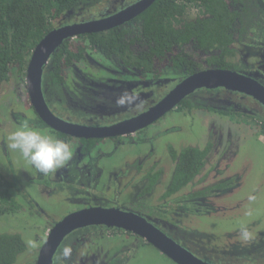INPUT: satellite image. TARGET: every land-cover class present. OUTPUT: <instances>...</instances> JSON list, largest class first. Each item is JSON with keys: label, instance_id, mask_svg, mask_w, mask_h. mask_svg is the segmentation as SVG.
Wrapping results in <instances>:
<instances>
[{"label": "flooded vegetation", "instance_id": "flooded-vegetation-1", "mask_svg": "<svg viewBox=\"0 0 264 264\" xmlns=\"http://www.w3.org/2000/svg\"><path fill=\"white\" fill-rule=\"evenodd\" d=\"M139 1L142 0H97L95 2L97 3L96 6H101L97 13L77 17V11L81 13L83 9L89 6L88 3H81V5L66 13L60 19L57 27L60 24L67 25L83 20L113 17L120 12L122 13L130 9ZM225 2L228 6L229 15L233 19L231 27L228 29V35L231 37V41L223 48L198 47L191 41L181 48V51L185 54L184 56H186L181 61V65L176 66L171 62L168 64L165 63V68H161L158 65L159 70L152 72L129 64L118 56L107 57L103 53L87 50L85 58L81 61H74L71 65L67 66L62 62L60 64V73L63 78L55 81L57 64L52 60L51 55L48 63L43 68L42 75V91L45 102L50 110L48 112L40 111L34 105L26 79L23 84L19 81L21 85L16 83L15 90L17 93L15 97L19 106L24 107L16 112L19 115H30L33 118L32 124L34 125L41 124L48 127L57 139L63 140L70 145L73 153L70 161L47 175H43L38 171H36L37 177L31 176L30 173L21 175V177L16 172L10 174V176L4 174L8 182L14 183V186L11 188V193L15 198L17 199L23 196L26 205L31 210L36 209L40 214L44 213L47 215L45 209L41 207L37 200L31 199V195L22 192L23 190L20 187L22 183H31L33 185L36 183L41 189L46 190L48 194L54 193L51 190L57 192L61 188L68 189L67 199L74 202L75 205L61 219H51L48 216V222L50 224L49 233L66 217L79 213L82 210L97 207L118 208L126 212L138 213L145 217L161 232L207 262L214 264H234L235 260H240L241 258L244 260L248 259V256L253 251L259 254L263 250L264 244L263 246L261 245V240L253 243V247H250V249L246 245L229 244L223 249H219L218 246L217 248L210 247L208 249L210 252H208L205 246L197 244L193 239H190L194 238L195 235L186 231L184 229L185 227H183V222L177 217L179 215L189 219L197 214L202 215L223 210L226 207V203L221 202V199L228 194L231 195L233 191L239 188V184L243 182L242 173L238 167L239 172H236L237 176L232 185L229 186L230 181H228L229 177L227 176L217 182L204 185L199 191L187 195L186 200H182L183 203H180V200L175 205L173 203V208L168 205L170 200L179 197L183 190L192 186L198 180L197 178L201 176L211 155L217 150L218 145L223 144V133L221 131H213L214 133H218L219 141L211 140L210 136V140L204 146L195 145L184 147H196L201 150L209 148L207 156L205 157V164L195 178L186 186L176 193L164 197V194L170 187L178 162L171 151L173 149L178 152L181 151V149L170 146V162L173 165V171L161 195L164 202L160 204L156 213L152 212L143 200L149 197L157 185L161 183L164 176V169L157 164H153L148 169H145L142 160L140 162L128 163L126 161L127 159L123 158L119 161L115 154L123 146H134L143 143L145 148L147 146L148 148L150 147L148 154L150 157L155 151L154 141L157 137L152 139V137L147 135L146 131H148L151 125L164 118L169 112L189 111V109L183 110L180 107L182 103L190 102L193 108L196 106L195 102H202L203 109L209 112H219V114L227 115L231 119L236 115L249 116L253 119L255 126L259 125L258 127L260 128L264 123V97L261 99L246 92L225 86L217 88L202 87L189 94L174 109L157 119V122L154 121L148 126L131 133L119 135H106L101 137L77 136L58 131L48 123L49 112L55 118L62 119L65 122L82 127L95 128V130L98 128H110L112 126L122 125L128 121L132 122L141 114L155 106L175 87L192 75L209 69L222 68L218 61L229 63L230 68L223 69L239 72L264 87V0H225ZM139 15L115 27L124 26L132 28L133 32L136 33L134 34L135 37L141 36L142 33L136 26ZM73 16H75V20L69 21ZM198 17H205L201 14L200 8L198 6L190 7L189 11L183 16V23L186 21H196ZM63 20H66V22ZM77 37L70 39L77 40ZM139 41L137 40L136 43L138 44V48H141L142 45L140 46ZM99 55L107 59V66L95 61L98 57L100 58ZM185 59L192 64L193 72L188 70L187 64L185 65ZM86 61H94L99 67H103L107 73L99 80L89 77L88 73L81 68V65H85ZM70 73L93 95L91 100H76L71 96L65 87L66 78L69 77ZM125 90H129L138 96L142 102V106L138 108L118 107L116 100ZM213 128L215 129V125ZM260 132L262 133L261 129ZM224 144V153L219 154L222 157L221 159L225 158L230 150H233L231 140L226 138ZM145 148L139 146L137 151L144 150ZM137 151L132 153V158ZM112 159L114 160L112 161ZM156 173L159 174L155 180L156 182L151 189H148L147 187L151 183V174ZM108 174L109 177L107 179L105 176ZM211 197L217 199V202L211 201ZM18 201L20 202L21 200ZM121 233L133 236L134 241L128 243L127 248L122 250L123 252L114 254L110 259H107L104 247H98L97 240L94 241L93 236H98L99 239H103V237L109 239ZM197 238L200 242V236ZM137 241H139L141 247L150 244L162 252L144 237L122 228L110 227L105 224L81 226L65 235L53 256L54 264H127L138 252H134V246H136ZM190 243H193L197 248ZM42 247L38 251L36 263ZM65 248H70V255L68 257H65L63 254ZM238 249L240 251H234ZM27 252L25 251V253ZM218 252L221 253L220 257L218 254H215ZM226 255H233V258L231 259V257ZM223 260L225 261L223 262Z\"/></svg>", "mask_w": 264, "mask_h": 264}, {"label": "rangeland", "instance_id": "rangeland-1", "mask_svg": "<svg viewBox=\"0 0 264 264\" xmlns=\"http://www.w3.org/2000/svg\"><path fill=\"white\" fill-rule=\"evenodd\" d=\"M88 4L89 6L82 10V14L77 11V17L97 13L99 7H101L99 5L96 6L97 3ZM74 18L75 16L70 18L69 21L75 20ZM63 21L66 22V20ZM58 23H60V19L55 22V27H57ZM62 25L60 24L59 27ZM96 56H94L95 59H97ZM99 56L100 58L98 57L95 61L107 66V59L101 55ZM165 63L168 64L169 62H164L159 66L165 68ZM81 68L88 73L89 77L97 80L107 73L103 67H99L94 61H86L85 65H81ZM71 74L66 78L65 82V87L71 96L76 100H91L93 95ZM25 79H15L9 83H5L0 92V171L7 176L16 172L20 177L29 173L31 176L37 177V170L19 152L11 150L8 147L9 141L7 140V136L24 121H28L32 126L39 128L44 134L56 138L48 127L41 124H32L33 118L30 115H19L16 112L24 107H20L17 103L15 85L16 83L21 85L19 81L23 84L26 81ZM195 105L189 111L166 113L167 115L164 118L158 122L156 121L157 123L149 127L148 131H146L147 135L152 137V139L157 137L154 141L155 151L150 157L148 156L150 147L148 148L147 146L145 148L143 143L134 146H123L120 151H116L115 156L119 161L123 158L127 159L128 163L140 162L142 160L145 169H148L153 164H157L164 169L161 183L157 185L149 197L143 200L150 210L156 213L160 204L164 202L161 195L173 171V165L170 162V146L181 150L185 146H204L210 140V136L211 140L219 141L218 133H214L213 131H221L223 133V144L218 145L217 150L211 155L201 176L197 178L198 180L192 186L183 190L179 197L170 200L168 205L172 207V204L174 203L175 205L179 200L180 203H183L182 200L185 201L187 195L199 191L204 185L217 182L227 176L229 177L228 181H230L229 186L232 185L237 176L236 172H239V168L242 173L243 182L239 184V188L233 191L231 195L228 194L221 199V202L226 203V207L223 210L202 215L197 214L189 219L179 215L177 217L183 222L184 229L195 235L194 238L190 239H193L197 244L205 246L208 252H210L208 250L210 247L217 248L218 246L219 249H223L229 244L246 245L250 249V247H253V243L261 240V245L263 246L264 133L260 132V128L255 126L253 119L249 116L236 115L231 119L227 115L219 114V112H209L203 109L202 102H195ZM214 125L215 129L213 128ZM226 138L233 143V150H230L229 154L221 159L222 157L219 154L224 153ZM139 146H143L145 149L137 151ZM134 151L137 152L132 158ZM146 158L148 159L145 160ZM234 159L236 160L234 161ZM105 177L108 179L109 174ZM20 187L23 193H28L31 195V199L39 202L47 215L38 213L36 209L31 210L26 205L23 196L19 197L17 199L21 200L22 210L14 215L7 214L0 216V233L22 234L27 242L28 252L20 256L18 264H35L38 251L46 241L50 231L49 218L61 219L65 214L69 213L68 211L75 204L67 199V188H61L57 192L51 190L54 193L48 194L46 190L41 189L36 183L34 185L22 183ZM210 199L217 202V199L214 197ZM248 212H251V215H248ZM241 226L248 228L250 239L244 240L241 238L239 235ZM196 235L197 237L200 236V242L197 240ZM93 238L95 239L94 241L97 240L98 247H104L107 259H110L114 254L123 252L122 250L127 248L128 243L134 241L133 236L124 233L117 234L115 237L112 236L109 239L107 237L99 239L98 236H93ZM190 244L194 246L193 243ZM140 245L139 241H137L136 246H134V252H138H135L136 255L127 264H176L154 246L149 244L141 247ZM194 247L197 248V246ZM262 249L259 254H256L254 251L251 252V255L246 260L243 258L235 260L234 264H264V248ZM234 251H240V249ZM215 254H218L219 257L221 255L219 252ZM226 256L231 257V259L233 258V255Z\"/></svg>", "mask_w": 264, "mask_h": 264}, {"label": "trees", "instance_id": "trees-1", "mask_svg": "<svg viewBox=\"0 0 264 264\" xmlns=\"http://www.w3.org/2000/svg\"><path fill=\"white\" fill-rule=\"evenodd\" d=\"M96 1L0 0V92L5 83L26 78L34 50L48 33L57 28L55 22L81 3ZM193 6H198L205 17L183 23V16ZM137 20L136 26L142 33L138 38L132 28L123 26L83 34L77 40H65L51 57L57 64L54 80L63 78L60 73L62 62L67 66L81 61L87 50L103 53L107 57L118 56L129 64L155 72L159 70L158 65L164 62L181 65L186 58L181 48L191 41L198 47L220 48L231 41L228 29L233 19L225 0H155ZM137 40H140L141 48H138ZM218 63L222 68H230L229 63ZM186 64L193 72L192 64L188 60ZM180 107L191 110L192 104L182 103ZM260 129L264 133V123ZM208 149L187 147L180 152L171 151L178 162L164 197L176 193L195 178L205 164ZM158 175L151 174L148 189L154 186ZM12 186L14 183L8 182L0 171V216L14 215L22 210L21 203L11 193ZM27 249L22 234L0 233V264H18Z\"/></svg>", "mask_w": 264, "mask_h": 264}, {"label": "water", "instance_id": "water-1", "mask_svg": "<svg viewBox=\"0 0 264 264\" xmlns=\"http://www.w3.org/2000/svg\"><path fill=\"white\" fill-rule=\"evenodd\" d=\"M154 1L155 0H142L130 9L122 13L120 12L113 17L83 20L81 22L57 27L48 33L34 50L30 58L26 75L30 95L37 109L44 112H48L49 110L42 91L43 68L48 63L51 55L58 50L65 40L82 34L109 30L141 14ZM220 86L243 91L261 99L264 97V87L252 81L251 78L229 69L215 68L199 72L187 78L155 106L141 114L132 122L128 121L122 125L112 126L110 128H98L95 130V128L82 127L65 122L62 119L55 118L53 114L49 112L48 123L58 131L84 137H101L131 133L137 129L148 126L164 116L196 89L202 87L217 88ZM89 224H105L110 227L115 226L142 236L177 264H214L204 261L190 250L178 244L140 214L126 212L118 208L112 209L103 207L82 210L79 213L66 217L58 223L49 233L36 264H54L53 256L65 235L75 228Z\"/></svg>", "mask_w": 264, "mask_h": 264}, {"label": "clouds", "instance_id": "clouds-1", "mask_svg": "<svg viewBox=\"0 0 264 264\" xmlns=\"http://www.w3.org/2000/svg\"><path fill=\"white\" fill-rule=\"evenodd\" d=\"M118 107L142 106L140 98L129 90H125L116 100ZM8 147L30 163L39 173L47 175L64 166L72 158L70 145L60 139L44 134L39 128L32 126L28 121L22 122L19 127L7 136ZM251 215V212L247 213ZM239 235L242 239H250L247 227L241 226ZM65 257L70 255V248H65Z\"/></svg>", "mask_w": 264, "mask_h": 264}]
</instances>
